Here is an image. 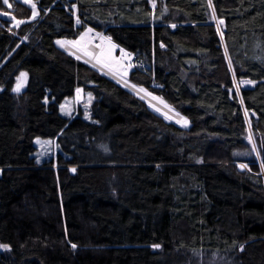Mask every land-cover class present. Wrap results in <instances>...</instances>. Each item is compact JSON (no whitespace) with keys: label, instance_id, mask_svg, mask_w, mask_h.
Wrapping results in <instances>:
<instances>
[{"label":"trees","instance_id":"trees-1","mask_svg":"<svg viewBox=\"0 0 264 264\" xmlns=\"http://www.w3.org/2000/svg\"><path fill=\"white\" fill-rule=\"evenodd\" d=\"M31 1L0 17V264H264V0ZM88 29L183 123L63 49Z\"/></svg>","mask_w":264,"mask_h":264},{"label":"rangeland","instance_id":"rangeland-1","mask_svg":"<svg viewBox=\"0 0 264 264\" xmlns=\"http://www.w3.org/2000/svg\"><path fill=\"white\" fill-rule=\"evenodd\" d=\"M16 1L26 5L31 11L30 16L24 21L25 22L33 21L37 16V13L35 16H33V5H34L33 1H31V0H16ZM0 2H1L2 7L6 10V11L0 10V17L4 20H12L11 24L14 27L21 26V24L24 21H20V20L14 18L13 15L11 14V12H12L11 0H8L7 4L4 3V0H0ZM153 7H154V5L152 4V8ZM72 10H74L72 12V16H73V20H74V26L78 28L81 26L82 23H80L79 19L77 18V14L75 12V10H76L75 7H72ZM77 21H79V23H77ZM91 31H93V30L91 29ZM85 33H87V35L85 36V43L87 45L89 43L88 42L89 41V34L91 33L88 31L83 32L78 37V39H76L72 42H69V44H65L74 50L75 54L74 53H72V54H74L76 57L79 56L80 57L79 59L81 61L85 62L86 64H88L92 68L97 69L99 72H101L103 74H105V72H103L102 69L105 70L106 72H109L113 75H116V77L118 76L122 79H126V77L128 76V73L131 71V68L133 67L132 65H127L131 62V60L134 61L133 57H132L133 55L124 51V50L122 53L121 49L116 46L115 48H113L111 50V58L109 59V61L107 63H105L103 60H98L96 58L86 56V55H84L83 49L73 43V42L79 41L81 36ZM101 44L104 46V49L107 50L109 48V46L113 45L114 43L111 42V40H109V39H103V43H101ZM101 44L100 43H94L93 46L91 45L92 47H90V49H92L93 52L90 51L89 49H87V50L91 53H95L96 56L98 57L100 52H101V48L98 46ZM63 47H64V45H63ZM67 52H69V51H67ZM128 58H131V59H128ZM18 83L20 85L19 93L23 92L25 89V86H26L25 77L23 78L20 75L19 80L17 78L15 79L14 89L17 87ZM241 86L247 87V86H249V83H242ZM236 92H238L237 88H236ZM132 93L135 94L134 92H132ZM135 95H137V94H135ZM93 100H94V98L90 94H83L81 91L79 93L76 92V94L73 98L64 100L63 103L60 105V114L64 118H73V117L80 114L84 120H86L87 122H91V119L89 117L90 116L89 109H90V106H91V103ZM163 114H165V113H163ZM165 115H167V114H165ZM165 115L163 117H165ZM168 116L177 122L183 123V121L181 122V120L174 118V117L178 116L176 114L175 115L173 114L171 116L168 114ZM172 116H174V117H172ZM179 118H180V116H179ZM247 126H248V131H247L248 132V135H247L248 140L252 144V133L250 131L249 124ZM34 146L36 148L35 158H36V162L38 165L54 161L56 158V155L58 154V148H57L55 140L36 139L34 141ZM239 168L242 170H245V171L247 170L245 166L241 167V164L239 165ZM54 169H56V167H54ZM262 176H263V174H262ZM5 250H6V248L4 246L0 245V252L4 253ZM211 260L214 261V258H212Z\"/></svg>","mask_w":264,"mask_h":264},{"label":"snow or ice","instance_id":"snow-or-ice-1","mask_svg":"<svg viewBox=\"0 0 264 264\" xmlns=\"http://www.w3.org/2000/svg\"><path fill=\"white\" fill-rule=\"evenodd\" d=\"M4 3L5 4H7L8 3V0H4ZM210 7H211V4L209 5ZM36 15V11H35V5H33V16H35ZM19 23V22H18ZM77 23H79V21H77ZM88 32H91V29H88ZM87 35V33H85V34H83L82 36H81V38H80V40L79 41H76V42H73L75 45H77V46H79V47H81L82 49H83V51H84V55H86V56H90V57H93V58H96V59H98V60H103L105 63H107L108 61H109V59L111 58V50L113 49V48H115L116 47V45H110L109 46V48L107 49V50H105L104 49V46L101 44V45H99L98 47H100L101 48V52H100V54H99V56L97 57L96 56V54L95 53H91V52H89L88 50H87V45H86V43H85V36ZM57 43H60V41H57ZM121 52L123 53V49H121ZM80 57L79 56H77V59H79ZM87 62V61H86ZM21 75V77H23V76H25L26 74L25 73H21L20 74ZM18 80H19V77L17 78ZM133 88H135L136 87V85H131ZM19 88H20V85H19V83L17 84V87L14 89V91H19ZM139 91L140 92H144L145 90L144 89H139ZM77 92L79 93L80 92V89H77ZM145 95L146 96H150L151 98H152V100H158V101H160V103H164L162 100H161V98H159V97H152L151 96V93H146L145 92ZM142 99H143V97H141ZM166 108L167 107H169L168 105H164ZM63 107V106H62ZM149 107H154V105L151 103V102H149ZM155 111H157V112H160L161 111V109L160 108H158V107H156L155 108ZM169 111H172V109H170L169 108ZM163 114V113H162ZM178 115V114H177ZM171 117H169L168 115H165V119H170ZM186 123V122H185ZM241 167H244L243 165H241ZM73 247H75V245H73ZM154 247H158V246H154Z\"/></svg>","mask_w":264,"mask_h":264},{"label":"bare ground","instance_id":"bare-ground-1","mask_svg":"<svg viewBox=\"0 0 264 264\" xmlns=\"http://www.w3.org/2000/svg\"><path fill=\"white\" fill-rule=\"evenodd\" d=\"M131 59V58H128ZM103 72H105V74L107 76H109L110 78H112L114 81H116L117 83L121 84L122 86H124L125 88L129 89L130 91L134 92L135 94H137V96H139L140 98L143 97V100H145L146 102H151L154 107H158L161 109V112L165 113V114H169L170 116L173 115L174 113H172L171 111H169V109H167L164 105H162L161 103H159L156 100H152V98L150 96H146L144 93L138 91L137 89L133 88L132 86H130L125 80L121 79L120 77H116V75H113L109 72H106L105 70L102 69ZM175 115V114H174ZM174 117V116H172ZM178 120H181V118H179V116L174 117Z\"/></svg>","mask_w":264,"mask_h":264},{"label":"built area","instance_id":"built-area-1","mask_svg":"<svg viewBox=\"0 0 264 264\" xmlns=\"http://www.w3.org/2000/svg\"><path fill=\"white\" fill-rule=\"evenodd\" d=\"M12 1L15 2V0H12ZM89 39H90V42L88 44L87 49H89L90 51H92V49H90V47H92L94 43H100L101 44V43H103V39H108V38L104 34V31H100V32L99 31H92L90 33ZM64 50L73 52L72 49H70L68 46H64ZM132 57H133V60L134 61L131 60V62L129 64H127V65H132L136 69H143V68H145V66L143 64H138V63L135 62V57L134 56H132Z\"/></svg>","mask_w":264,"mask_h":264},{"label":"water","instance_id":"water-1","mask_svg":"<svg viewBox=\"0 0 264 264\" xmlns=\"http://www.w3.org/2000/svg\"><path fill=\"white\" fill-rule=\"evenodd\" d=\"M223 31H224V28H223ZM24 78V77H23ZM251 117H253L254 119H256L255 115L251 114Z\"/></svg>","mask_w":264,"mask_h":264},{"label":"crops","instance_id":"crops-1","mask_svg":"<svg viewBox=\"0 0 264 264\" xmlns=\"http://www.w3.org/2000/svg\"><path fill=\"white\" fill-rule=\"evenodd\" d=\"M89 42V41H88Z\"/></svg>","mask_w":264,"mask_h":264}]
</instances>
